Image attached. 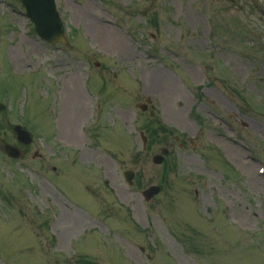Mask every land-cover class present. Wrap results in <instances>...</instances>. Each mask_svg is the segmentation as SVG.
Segmentation results:
<instances>
[{
	"label": "rangeland",
	"instance_id": "rangeland-1",
	"mask_svg": "<svg viewBox=\"0 0 264 264\" xmlns=\"http://www.w3.org/2000/svg\"><path fill=\"white\" fill-rule=\"evenodd\" d=\"M57 2L72 63L36 36L18 0H0V92L14 86L5 115L35 138L24 159H9L0 116V264H264V11L251 0ZM157 72L167 85H155ZM63 82L83 98V117L68 118L82 162L53 137ZM196 86H212L221 103L208 93L216 106L199 109ZM215 111L247 123L232 142L244 163L225 151L237 177L208 147L227 149L231 137ZM165 146L167 166L154 164ZM55 154L70 176L52 174ZM156 184L161 193L146 201L142 191Z\"/></svg>",
	"mask_w": 264,
	"mask_h": 264
},
{
	"label": "flooded vegetation",
	"instance_id": "flooded-vegetation-1",
	"mask_svg": "<svg viewBox=\"0 0 264 264\" xmlns=\"http://www.w3.org/2000/svg\"><path fill=\"white\" fill-rule=\"evenodd\" d=\"M65 54H68V53H65ZM59 64H55L54 67H58ZM63 86H59V89L57 90V95H56V99H55V102H56V106L57 107L59 105L60 107V110H59V113H57L55 115V122H56V129L55 131L53 132L54 135V139L58 141V143H60V146H57V148H60V147H76L77 150H79V161L82 162L83 161V158H82V153H83V150L81 149V143L79 141H77V138L74 139L73 138V135H72V132L70 130V128L68 127L70 124L68 122V118L70 117V113L71 111L73 112L74 116H76V118H82L83 117V105L81 106V101H82V97L78 98L77 94L75 93V90L73 88V86H66L65 85V82L62 83ZM14 86H8L7 89H5V92H4V95H2V92H0V101H3L7 99V94H8V90L10 88H13ZM103 86H100V89H102ZM200 87V86H198ZM213 87L212 86H209V87H202V88H199V90L197 91V94H196V100H197V107L200 109L202 107V102L203 101H207L209 103V99L207 100V96H208V93L209 95L215 97L218 102L221 103V99L220 98H217L216 96H214V91H212ZM77 92V90H76ZM89 97H91L89 95ZM210 104V103H209ZM223 104V102H222ZM76 105V108H73L75 107ZM211 106H216V102L214 103H211L210 104ZM101 105H98L97 104V107L99 108ZM204 114L206 115H209L211 116L210 114H208L207 112H203ZM3 115V113H0ZM227 115L226 117L232 122V119L230 118L231 115L230 113L229 114H225ZM212 116L215 118V117H220L221 120H223L222 116L219 115L218 113L215 112H212ZM15 117V116H14ZM197 117H198V120L200 119V121L202 120L201 119V114H197ZM248 120V119H246ZM5 121L8 123V126L10 128V133L12 135V137H15L14 135V132H13V125H12V121L10 118H5ZM236 125L238 128L241 129L240 131V134L241 135H244L245 134V130L248 128L247 126V123L244 121H241L240 124L236 122ZM241 125V126H239ZM242 127V128H241ZM211 129V128H210ZM210 129H209V132L207 133V136L210 137L211 136V132H210ZM7 133V132H6ZM87 135L89 134V131L87 130ZM2 141H4L2 139ZM16 142V141H15ZM14 141L11 142L15 145H18V143L16 142L15 143ZM180 146H184V144L180 143V140H178ZM231 140H229V142H226V150L233 156L234 154L231 153L228 149V144H231ZM34 145L31 144L27 147H22L23 150H24V157L27 156L30 151H31V148L32 146ZM62 152V151H61ZM66 154H67V150H65ZM34 157H38L39 159L43 160L44 159V156H42V154L36 150L33 154ZM61 155H58L55 154L54 155V159L57 163V165H51L49 166L50 170L53 172V175L55 177H66L67 175L70 176V166L67 162H60L59 160H61ZM76 158V157H75ZM78 158V157H77ZM107 168H110L111 166L110 165H106ZM41 168L43 169L44 167L41 165ZM109 178H112V175L109 173L108 174ZM72 177V175H71Z\"/></svg>",
	"mask_w": 264,
	"mask_h": 264
},
{
	"label": "water",
	"instance_id": "water-1",
	"mask_svg": "<svg viewBox=\"0 0 264 264\" xmlns=\"http://www.w3.org/2000/svg\"><path fill=\"white\" fill-rule=\"evenodd\" d=\"M28 10V16L35 22L36 31L39 35L51 43H57L59 41L66 42L63 31H62V21L59 17V14L56 10V5L54 0H21ZM2 105L0 109H2ZM17 132L19 133V138L24 143H29L30 138L27 137V132L22 130L20 126L16 127ZM5 152L13 158H18L21 155V151L16 147H13L9 144L4 146ZM164 154H167L166 149L163 150ZM163 156H155L154 162L161 163L163 161ZM127 180L132 183L134 178V172L128 171L125 173ZM160 192V187H150L144 192V195L147 199H150L154 195Z\"/></svg>",
	"mask_w": 264,
	"mask_h": 264
},
{
	"label": "bare ground",
	"instance_id": "bare-ground-1",
	"mask_svg": "<svg viewBox=\"0 0 264 264\" xmlns=\"http://www.w3.org/2000/svg\"><path fill=\"white\" fill-rule=\"evenodd\" d=\"M77 8H79V7H77ZM74 11H75V10H74ZM76 12H78V11L76 10ZM91 28L94 29V26H92ZM94 30L96 31V29H94ZM102 40H103V39H102ZM108 40H110V39H108ZM111 41H112V40H111ZM121 47H124V45H122ZM155 76H156V75H155ZM154 80H155V85H156V86H159V85H160V81L163 82L164 85H167L164 76H163L160 72H157V76L154 78ZM163 84H162V85H163ZM169 117H171V118H177V119H178V115H177V114H173V113H169ZM228 149H229V151H230L231 153L235 154V155L239 158V152H238V149H237L236 146H234V145H232V144H228ZM233 156H234V155H233ZM240 162H241V163H244V161H242L241 159H240Z\"/></svg>",
	"mask_w": 264,
	"mask_h": 264
},
{
	"label": "trees",
	"instance_id": "trees-1",
	"mask_svg": "<svg viewBox=\"0 0 264 264\" xmlns=\"http://www.w3.org/2000/svg\"><path fill=\"white\" fill-rule=\"evenodd\" d=\"M165 131V130H164ZM152 137H153V134H152Z\"/></svg>",
	"mask_w": 264,
	"mask_h": 264
}]
</instances>
